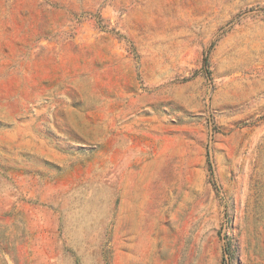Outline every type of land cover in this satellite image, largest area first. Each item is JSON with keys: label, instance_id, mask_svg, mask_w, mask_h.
<instances>
[{"label": "rangeland", "instance_id": "374dc122", "mask_svg": "<svg viewBox=\"0 0 264 264\" xmlns=\"http://www.w3.org/2000/svg\"><path fill=\"white\" fill-rule=\"evenodd\" d=\"M0 264H264V0H0Z\"/></svg>", "mask_w": 264, "mask_h": 264}]
</instances>
